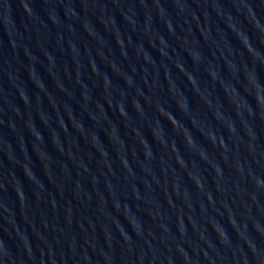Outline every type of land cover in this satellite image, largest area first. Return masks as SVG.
Returning a JSON list of instances; mask_svg holds the SVG:
<instances>
[{"label":"water","instance_id":"obj_1","mask_svg":"<svg viewBox=\"0 0 264 264\" xmlns=\"http://www.w3.org/2000/svg\"><path fill=\"white\" fill-rule=\"evenodd\" d=\"M0 264H264V0H0Z\"/></svg>","mask_w":264,"mask_h":264}]
</instances>
